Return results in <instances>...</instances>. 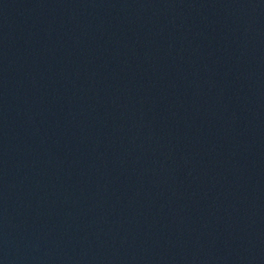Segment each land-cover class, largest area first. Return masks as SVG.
Instances as JSON below:
<instances>
[{"label":"water","instance_id":"obj_1","mask_svg":"<svg viewBox=\"0 0 264 264\" xmlns=\"http://www.w3.org/2000/svg\"><path fill=\"white\" fill-rule=\"evenodd\" d=\"M0 264H109L60 165L0 0Z\"/></svg>","mask_w":264,"mask_h":264}]
</instances>
